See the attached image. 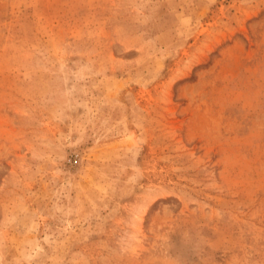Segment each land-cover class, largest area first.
Wrapping results in <instances>:
<instances>
[{
  "label": "rangeland",
  "instance_id": "obj_1",
  "mask_svg": "<svg viewBox=\"0 0 264 264\" xmlns=\"http://www.w3.org/2000/svg\"><path fill=\"white\" fill-rule=\"evenodd\" d=\"M0 264H264V0H0Z\"/></svg>",
  "mask_w": 264,
  "mask_h": 264
}]
</instances>
